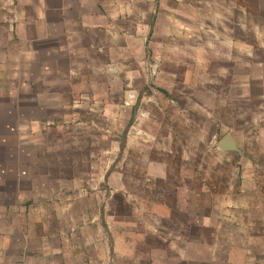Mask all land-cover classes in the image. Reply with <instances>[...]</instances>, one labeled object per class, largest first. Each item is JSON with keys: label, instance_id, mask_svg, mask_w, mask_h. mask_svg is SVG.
I'll return each instance as SVG.
<instances>
[{"label": "rangeland", "instance_id": "obj_1", "mask_svg": "<svg viewBox=\"0 0 264 264\" xmlns=\"http://www.w3.org/2000/svg\"><path fill=\"white\" fill-rule=\"evenodd\" d=\"M186 1H180L188 10L181 12L180 29L165 30L151 40L145 62L147 83L140 94H133L132 100L137 98V106H147L149 97L150 105L157 104L164 109L162 112L174 114L176 125L168 131L161 130L151 143L156 142L157 148L164 151L161 161L167 167L189 166L196 170V185L192 188L197 195V230L206 233L205 220L200 219H208L210 214H203L210 205L213 233H221L222 217L234 216L226 205L243 194L236 169L244 167L252 172L258 168L264 172V0ZM237 3H241L244 13L236 12ZM135 110L133 125L130 123L123 131L122 126L99 122L97 128L118 133L117 140L107 131L96 134L81 126H60L59 120H54L53 125L37 129V147L27 141L22 147L50 151L45 157L22 159L45 166L48 183L56 195L59 187L62 198V204L58 200V206H54L60 210L58 216L49 212L46 226L37 225L33 233L74 234L67 246L69 261L175 264L172 254L163 247L158 254L150 250L147 253L146 247L156 246L157 240L156 236L147 240L144 233H179L177 221L184 216L162 204L166 198L163 192L158 189L157 194L150 193L148 184L141 181L140 144L146 145L150 136L147 125L141 121L136 124L139 111ZM28 118L27 109L0 110V142L9 137L4 142L14 146L10 137L13 123L27 122ZM21 129L24 133L28 127ZM130 130L136 139L126 149L125 136ZM226 135L238 144L245 159L217 148ZM168 192L170 200H174L177 190ZM247 193L251 202L255 193ZM156 200L159 206L153 204ZM14 241L17 245L9 237L7 262H13L19 253L21 239Z\"/></svg>", "mask_w": 264, "mask_h": 264}, {"label": "crops", "instance_id": "obj_2", "mask_svg": "<svg viewBox=\"0 0 264 264\" xmlns=\"http://www.w3.org/2000/svg\"><path fill=\"white\" fill-rule=\"evenodd\" d=\"M180 1L0 0V110L29 111L27 122L13 123L10 137L14 146L4 142L9 137L0 142V264H94L69 261L67 246L74 234L33 233L37 225L46 226L49 212L58 216L60 210L54 206H58V200L62 204V198L59 187L58 196L48 183L45 166L39 167V161H22L45 157L50 151L22 147L26 141L37 147V129L53 125L54 120H59L60 126H81L96 134L107 131L117 140L118 133L101 132L99 122L122 126L123 131L131 123L135 109L139 111L136 124L141 121L147 125L150 136L146 145L140 144L141 181L148 184L150 193L157 194L158 189L163 192L166 198L162 204L184 216L177 221L179 233H144L147 240L153 236L157 240L156 246L146 247L147 253L150 250L158 254L163 247L172 254L175 264H264V172L253 168L252 173L238 167L236 176L243 194L226 205L234 216L230 219L224 215L221 233H213L209 205L207 214H203H210L208 219L199 217L205 220L206 233L198 231V210L194 208L197 195L192 188L196 185V170L189 166L167 167L161 161L164 151L157 148L156 142L151 143L161 130L168 131L176 125L174 114L166 111V118L162 107L149 104V97L147 106H137V98L132 100L133 94H140L147 83L145 62L151 40L165 30L177 31L181 27V12L187 7ZM236 7L237 13H244L241 3ZM188 8L191 13L192 7ZM24 126L28 132L23 133ZM135 139L130 130L125 136V148ZM92 140L96 141L95 136ZM236 146L238 152H222H235L245 159L237 143ZM170 190H177L174 200L169 198ZM248 190L255 193L251 202ZM9 237L13 245H17L15 239H21L13 262H7L5 254ZM130 251L132 254L133 249Z\"/></svg>", "mask_w": 264, "mask_h": 264}, {"label": "water", "instance_id": "obj_3", "mask_svg": "<svg viewBox=\"0 0 264 264\" xmlns=\"http://www.w3.org/2000/svg\"><path fill=\"white\" fill-rule=\"evenodd\" d=\"M217 148L221 151H235L238 152L235 141L230 135L224 136L217 144Z\"/></svg>", "mask_w": 264, "mask_h": 264}]
</instances>
